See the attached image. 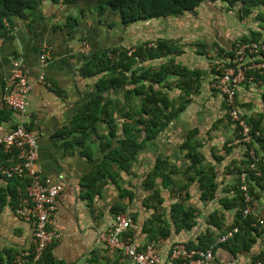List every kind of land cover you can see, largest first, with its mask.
Segmentation results:
<instances>
[{"label":"crops","instance_id":"1","mask_svg":"<svg viewBox=\"0 0 264 264\" xmlns=\"http://www.w3.org/2000/svg\"><path fill=\"white\" fill-rule=\"evenodd\" d=\"M99 3V0H44L33 12L12 17L9 24L6 23L10 36L4 37L0 44V133L16 124L31 130L37 137V163L42 173L54 179L58 174L64 177V188L57 197L53 216V228L60 238L48 245L41 264H136L119 249L108 248L100 239V234L111 227L117 212L132 216L133 223L123 236L138 247L159 237L164 263L169 261L173 244L183 243L188 248H196L202 242H209L207 237H210L215 245L217 262L252 264L251 255L264 252V234L250 252L235 255L215 242L222 231L240 221L239 172L253 161L250 147L235 144L237 127L228 115L224 97L211 87L213 79L221 72L219 67L222 65H218L217 60L206 74V82L204 78L202 80L203 71L201 74L195 71V79L186 81L191 90L184 96L190 103L195 95L203 94L205 86L206 93L199 98L206 109L197 107L194 111H186L185 107L179 115L171 117L172 121L166 123L154 138L144 143L128 171L114 165L115 176L108 178L92 195L87 192V178L103 155L98 148L100 139L92 135L87 140L88 144H95L91 155L83 153V146L69 143L75 141L74 135L78 136L77 132L70 133L71 121L82 104L99 92L95 86L97 77L83 68L88 62L93 64L94 55L107 48L125 47L126 43L135 47L146 41L151 44L158 40L171 41L161 35L158 25L162 22L150 19L125 24L117 11L107 8L100 12ZM163 18L167 20L169 16ZM146 24L154 30L147 31ZM131 26L144 30L139 36L130 38ZM242 37L260 40L264 37V26L259 25L250 36L242 35L238 39ZM85 41L88 53L83 51ZM229 41H223V45ZM230 46L233 50V41ZM44 47L50 51L43 63ZM171 47L173 52L158 60L160 67L162 63L186 67L187 64L177 60L181 58H174V54L188 57L189 49ZM222 48L217 51L222 55L220 61L224 58ZM227 55L225 52V57ZM260 56L251 55L255 60L261 59ZM16 60L24 63L30 85L24 114L14 113L4 101L10 86L12 64ZM155 62L156 59L151 60L146 66L153 67ZM185 84L182 81V87ZM114 93L119 99V92H102L105 100L116 98ZM235 100L239 113L248 123L257 124L261 132L251 145L260 163L255 165L259 179H252L248 185L253 196L252 207L256 209L251 216L256 219L264 215V69L255 76L250 74L239 85ZM103 119L111 122H100L99 133L111 140L112 149L119 145L118 140L123 136L125 118L109 111ZM111 125L119 132L108 136ZM150 147L153 148L151 155ZM142 158L143 161L146 158L147 164L151 161L153 164L147 169L149 165L144 163L142 175L137 176L133 187H125V175H131L132 167L137 160L139 165ZM15 186H18L17 181H10L0 174V189L5 196L4 203L0 204V256L5 264H13L16 253L32 244L30 224L14 212L18 196L23 192ZM10 190L14 191V196L8 192Z\"/></svg>","mask_w":264,"mask_h":264},{"label":"trees","instance_id":"2","mask_svg":"<svg viewBox=\"0 0 264 264\" xmlns=\"http://www.w3.org/2000/svg\"><path fill=\"white\" fill-rule=\"evenodd\" d=\"M44 0H0V37H9V28L7 24L12 17L22 16L27 11L33 12ZM57 2L59 0H51ZM217 0H99V11L102 12L107 8L117 11L121 22L125 24L135 23L138 21H145L155 18H163L167 16H176L186 12H192L197 7H199L204 2H215ZM227 1L230 4H236L241 2L243 5H259L264 4V0H222ZM245 13H249V8L246 6ZM242 41H258L257 38L245 39L242 37ZM262 39H260L261 41ZM149 43H144L143 45H137L135 47H113L103 50L101 53L94 55L95 62H88L86 67L83 69L90 70V74L97 77L95 81V86L98 89V93L86 100L81 108L78 110L76 117L70 123V133H78V136L74 135L75 141H69L70 145L76 144L77 146H83V153H88V155L93 152L94 149L92 142L87 143V140H90L91 135L95 139H100L98 143V148L103 155L102 159L94 166L93 170L90 172L89 178H87L88 189L87 192H90L91 195L94 191L100 190L108 178H113L117 172H113V166H117L118 169H125L128 171L131 167L132 162L135 160L137 152L140 148L143 147L144 143L157 134V132L164 128L167 123V120H160L161 109L158 108L155 104L156 96L159 92L153 90L152 85L154 81L161 82L164 77L168 74L170 68L174 67L176 70L180 68V65L169 63H162L160 69L157 72H151L153 67L146 66L147 62L151 60H161L165 55L172 53L173 48L169 45V41L158 40L156 45L150 46ZM232 54V53H231ZM89 68V69H88ZM173 70V71H176ZM258 73L257 70H248V76L253 74L254 76ZM89 74V73H88ZM145 79H150L152 82L148 86V90L145 89V96L142 101L140 108V113H145L148 115L146 118L132 119V115L129 112L124 113V116L130 118L131 121L125 120L123 126V136L118 140L119 145L111 149V140L104 135L99 133V123L104 121L103 115L106 117L109 114V111H113L119 107V99L115 97L104 99L102 92L107 90H112L119 92L123 98H129L133 92H142V88L139 86L140 82H143ZM188 80H184L183 84ZM186 83L183 90L185 94H189L191 87ZM187 85V87H186ZM163 97V96H162ZM185 97V96H184ZM163 103H167L165 97L162 98ZM190 100L187 99L179 105L177 108L171 110V116L175 117L179 112H182L186 103ZM112 121V118H111ZM109 121V123L111 122ZM248 123V120H246ZM139 125H143L140 127ZM250 132L254 134L255 131H258L259 126L257 124L253 125L248 123ZM109 129L108 136H113L114 126ZM144 127V128H143ZM236 131L239 132L240 129L236 126ZM141 130L145 131V137L141 138ZM261 133V132H260ZM238 136V134H237ZM262 136V135H261ZM258 138L257 136H255ZM104 138L105 140H103ZM255 138V139H256ZM264 140V134L262 136ZM95 145V144H94ZM250 147L249 144H246ZM9 160V155L0 153V165H7ZM251 162V160L249 161ZM246 165L244 170L248 172L247 184L251 185L250 182L252 179L258 181L259 177L256 176V168L252 169ZM195 164V162H194ZM259 161L255 162V165L259 166ZM241 173V171L239 172ZM200 179H202L200 177ZM12 180L17 181V187H20L22 191L26 185L25 180L19 178H13ZM10 179V181H12ZM206 183L204 182V185ZM16 187V186H15ZM16 187V188H17ZM249 192L252 195L250 186ZM211 188V190H213ZM239 195V213L240 221L235 223V226L238 227V232L230 237L227 241L223 243H217V239L224 234L225 231H222L216 238V244L221 245L223 248L232 252L234 255L237 253H247L252 250L253 245L257 240L264 234V228L249 214L248 216H243V209L245 203L240 189L238 188ZM12 196H14V191H8ZM207 193V191H205ZM205 194V193H204ZM253 197V196H252ZM253 200V198H252ZM5 201V196L3 190L0 189V204H3ZM252 205V202H251ZM179 206V205H177ZM176 207V206H175ZM175 212L177 211L174 208ZM119 213V212H117ZM209 242H202L198 249L205 250L210 245H214L213 240L210 237H207ZM203 241H206L203 239ZM215 246V245H214ZM213 246V251H214ZM48 248V247H47ZM47 250V249H46ZM45 250V253H46ZM45 255V254H44ZM43 255V257H44ZM43 257L36 262V264H41ZM252 262L258 259H264V252L261 250L259 252L253 253L251 255ZM166 264V263H164Z\"/></svg>","mask_w":264,"mask_h":264},{"label":"built area","instance_id":"3","mask_svg":"<svg viewBox=\"0 0 264 264\" xmlns=\"http://www.w3.org/2000/svg\"><path fill=\"white\" fill-rule=\"evenodd\" d=\"M3 37H0V44ZM84 53H88V43L83 42ZM50 49L44 47L41 60L44 63ZM232 58L224 65L221 72L213 79L211 87L221 94L228 106V115L240 131L235 138V144L253 143L260 132H250L246 119L236 107V92L239 85L249 78L248 70L261 72L264 69V37L258 41H239L232 50ZM261 55L255 60L251 55ZM30 89L29 79L25 72L24 63L16 60L12 64L10 86L4 97L5 104L14 113L24 114L27 111V95ZM253 161L250 168H255L257 158L250 146ZM0 153L9 155L7 165H0V174L8 179L19 178L26 181L23 192L18 196L14 212L16 216L30 224L32 230L31 247L21 250L13 258V264H31L40 260L49 244L57 241L60 234L53 228V216L56 210L58 195L64 188V177L58 174L56 178L47 177L37 163L38 143L36 135L22 124H16L5 133H0ZM248 172L240 173V185L245 207L243 216L253 214L252 195L247 184ZM256 221L264 228V215L256 217ZM133 223V218L126 213H116L111 227L106 233L100 234L108 248L119 249L136 264H164L160 254L159 237L138 247L123 234ZM238 232V227L227 230L218 239L223 243ZM213 246L207 249L188 248L183 243L172 245L169 261L166 264H221L217 262ZM0 264H5L0 256ZM252 264H264V259H258Z\"/></svg>","mask_w":264,"mask_h":264},{"label":"rangeland","instance_id":"4","mask_svg":"<svg viewBox=\"0 0 264 264\" xmlns=\"http://www.w3.org/2000/svg\"><path fill=\"white\" fill-rule=\"evenodd\" d=\"M246 6L249 8L248 14L245 13ZM151 20L156 21L157 23L162 22V24L158 25V27L160 28L161 26V35L171 39V41H169L171 46L175 47V49H189L187 52L188 57H185L183 54L179 56L174 54V58H181V60H177L187 64L186 67L183 68L182 65H180L178 70L168 71V74L163 80H161V82L154 81L152 85L153 90L159 92V94L156 96L155 105L161 109L160 120H167V123H169L173 119L170 117L171 110L173 108H177L179 105L184 103L185 100H187V96L184 97L182 81H189L191 78L195 79V71H199L200 74L203 71L204 73L202 75V80L203 78L205 80L206 74H208L213 69L216 60L218 61V65H226L229 62V59L233 56V54H230L229 50L231 49L230 43L233 41L235 47L239 41H242V38L238 39L240 36H250L253 29H257L259 25L264 26V4L243 5L239 1L232 5L227 1L217 0L215 2H205L190 13L186 12L176 16H169L167 20L166 18ZM144 28H146L147 31L154 30V27L150 26L149 24H146ZM144 28L131 26L129 31L130 33L132 32V34H130V38L133 36H139ZM230 39L231 41H229ZM149 41L152 42V40ZM223 41L229 42L223 45ZM144 43L145 42H143L142 45ZM146 43H149L150 46L156 45V42H152L151 44L150 42L146 41ZM129 45L132 46L131 44ZM129 45L126 43L125 47H128ZM221 47H224L222 48L224 57L223 61H220L222 59V55L220 56L219 53H217ZM225 52L228 54L226 57ZM159 64L160 62L156 60L154 66L152 65L153 69L151 72H157L160 68ZM219 68L221 70L223 67L220 66ZM151 82L152 80L150 79H145L143 82H140L139 86L142 88V92H133L127 99L123 98L121 91V94L118 97L119 107L114 110V115L124 116L126 111L132 115V119L148 117L147 114L140 113V108L146 92H143V90L146 89L149 93L150 90H148V86ZM206 85H208L209 89H211L210 82H207ZM202 92L203 94L199 95L200 98L206 93L205 86L202 89ZM162 96L167 99V103H163ZM195 97L196 98L193 97L191 103H186V111H194L197 107L202 108L203 110L206 109L205 103H203L197 95H195ZM124 118L125 120L127 119L131 121L127 116H124ZM181 119L183 118H180V120ZM113 120H115V118H113ZM108 121L110 120L104 119V123H108ZM139 126L142 127L143 125ZM114 132L118 133L119 130ZM145 134V131L141 130L140 135L144 137ZM149 149V155H151L153 148L150 147ZM146 153H148V151H146ZM145 160L146 158H144V161L142 158L139 165V160H137L136 164L132 167L133 173L127 176L125 175V187H133L137 176L142 173V167L144 163L147 166L149 165L147 169H150V164H153V162L151 161L149 164H147Z\"/></svg>","mask_w":264,"mask_h":264},{"label":"clouds","instance_id":"5","mask_svg":"<svg viewBox=\"0 0 264 264\" xmlns=\"http://www.w3.org/2000/svg\"><path fill=\"white\" fill-rule=\"evenodd\" d=\"M238 134V133H237ZM250 146L252 145V143L249 144Z\"/></svg>","mask_w":264,"mask_h":264}]
</instances>
